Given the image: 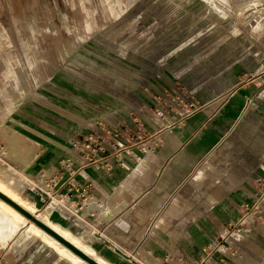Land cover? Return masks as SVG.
Here are the masks:
<instances>
[{
    "label": "rangeland",
    "instance_id": "1",
    "mask_svg": "<svg viewBox=\"0 0 264 264\" xmlns=\"http://www.w3.org/2000/svg\"><path fill=\"white\" fill-rule=\"evenodd\" d=\"M209 49L252 51L260 57L244 59L246 69L240 67L234 69L235 72L224 67L237 59L218 61L221 65L208 69H196L192 76L186 75L187 71L181 72L198 61L188 58L194 51ZM29 61H33L32 67ZM254 62L257 64L252 67ZM163 66L166 69H162ZM181 74L186 75L185 79L180 78ZM213 76L214 81H210ZM150 80L192 86V90L179 89L173 98V103L182 109L181 115L184 110L193 109L186 106L191 96L208 94L209 87L214 84L239 85L243 82L242 93L255 89L251 98L258 99L255 106L262 114L261 129L264 131V0H0V89L11 98H22L23 104L16 112H30L31 119L38 124L32 128L20 120L15 124L7 117L0 126V140L8 150L7 161L16 166L18 163L19 170L37 159V149L69 148L72 136L93 128V100L110 99V88L112 92L124 94L126 84L138 88ZM131 93L135 97L137 92ZM169 99L165 98L171 107L173 103ZM24 131L35 132L38 138L33 139V143L24 138ZM9 135L21 136L23 140H14L13 136L11 139ZM142 137L143 134L134 141ZM24 144L35 151L29 154ZM136 146L137 150H130L135 163L129 174L148 185L158 171L155 155L144 142ZM161 154L165 155L166 151ZM5 167L0 166V184L14 191L28 211L40 214L39 220L57 222L69 229L71 235L93 248L106 262H152L147 249L137 247L129 258L125 253L133 250L114 252L106 240L97 239L94 233L102 227L99 223L113 221L109 215L120 216L129 205L127 198L122 197L116 204L106 203L105 211L97 220L95 215L84 218L85 232L50 206L43 207L36 199L29 198L28 191H24L26 185L22 175ZM250 174L248 183L254 184L250 188L251 197L239 203L237 218L228 221L223 232L213 239L222 241L223 247H227L222 250L227 264H264V152ZM116 193L122 195L123 190L118 188ZM92 198L97 204L99 197L92 193L84 201L83 210ZM91 204L90 210L94 205ZM176 204L184 209L178 202ZM84 212L87 211L82 215ZM103 213L107 218L100 217ZM130 216L133 224L129 234H133L135 225L141 221V213L134 209ZM120 217L121 229L127 221L122 215ZM115 225L112 223L108 228ZM29 233L28 240L19 246L17 234L0 246V264H75L35 232ZM95 240L105 243L109 250L106 247L99 251L93 246Z\"/></svg>",
    "mask_w": 264,
    "mask_h": 264
},
{
    "label": "crops",
    "instance_id": "2",
    "mask_svg": "<svg viewBox=\"0 0 264 264\" xmlns=\"http://www.w3.org/2000/svg\"><path fill=\"white\" fill-rule=\"evenodd\" d=\"M259 57V54L252 51L199 50L188 57L198 61L191 63L181 72L187 71L186 75L192 76L196 69H208L221 65L218 61L237 59L238 61L228 65L224 63L225 70L235 72L234 69L245 68L244 59L255 60ZM256 64L252 63V67ZM29 65L32 67L33 61H29ZM162 69L166 67L163 66ZM4 74L6 75L5 72ZM186 75L181 74L180 78ZM214 79L215 76L210 78V81ZM208 81L206 80L207 83ZM236 84L222 86L214 84L209 87L208 94H195L192 97L198 106L183 115L179 105L171 104V109L181 115L178 118L172 117L167 111L164 112L166 114L164 119L156 116L153 110L154 98L160 96L164 101L165 98H174L179 89L186 87L192 90L190 84L150 80L136 88L130 83L126 84L124 94L112 92L113 88H110L108 90L110 99L93 100L95 101L91 105L94 112L93 127L97 122L104 123V120L112 125L121 123L131 115H138L144 125L140 141L131 140L128 134H125L126 139H129L126 142L127 146L116 148L118 157H111L112 171L106 172L97 166H88L82 171L84 173L82 180H90L93 194L99 197L97 204L95 198L90 200L94 204L93 207L97 208V212L94 213L95 220L105 211L106 203L116 204L122 197L129 201V205L125 208L124 205V210L119 213L127 221V225L119 231H115L120 228L118 224L121 217L118 215L108 216L109 219H113L111 223H99L102 227L100 226L98 230L107 236L110 242L125 251H134L141 247L157 256L170 254L176 257L181 251L188 254L195 252L201 245L221 234L228 221L237 218L239 203L248 200L252 195L250 188L254 184L250 185L248 179L251 178V169L253 171L264 152V131L261 129L262 114L255 106L258 99L251 98L255 89L242 93L245 84L243 82ZM131 91L137 92L135 97ZM22 104V98H11L0 89V126H3L7 117H11L15 124L20 120L32 128L38 127L37 122L31 119L30 112L28 114L16 112ZM24 132L27 135L22 134L24 138L33 143V139L38 138L35 132ZM14 135H12L14 140H23L21 136ZM139 142L146 143L149 148L156 144L152 150L158 171L148 185L129 174L135 163L129 151L137 150L136 145ZM24 146L27 147L29 154L35 151L28 144ZM37 150L38 157L34 162H30L28 166L20 165L31 176L38 172H50L63 156V149ZM162 151H166L163 156ZM126 162L131 165L128 166ZM134 170L132 168V172ZM118 188L123 190L122 195L116 193ZM27 194L40 204L37 195L29 191ZM176 202L184 209L179 208ZM134 209L141 213V221L135 225V232L129 234L133 224L130 212ZM9 212L0 205V246L5 245L15 234L19 235L17 242L19 246L31 236L30 226L28 224L18 226V221ZM102 216L106 217L104 213L100 217ZM54 223L60 231L72 233L57 222ZM112 223L116 225L108 228ZM37 235L63 254L53 242L54 239H49L43 233ZM92 243L99 251H104L107 247L99 240ZM64 256L71 263H75Z\"/></svg>",
    "mask_w": 264,
    "mask_h": 264
},
{
    "label": "built area",
    "instance_id": "3",
    "mask_svg": "<svg viewBox=\"0 0 264 264\" xmlns=\"http://www.w3.org/2000/svg\"><path fill=\"white\" fill-rule=\"evenodd\" d=\"M154 101V114L159 118H165V111L169 112L174 118L180 116L177 111L171 109L169 104L167 105V102L162 97L157 96L154 98ZM169 101L173 103V97ZM186 106L195 108L198 106V103L191 96ZM184 112L188 111L184 110ZM143 126V122L139 119L138 115H131L123 119V122L113 125L105 120L104 123L97 122L95 127L89 129L84 134L72 136L69 140V148L63 149V156L50 172H38L32 176L28 175L25 169L19 170L17 166L11 165L7 161L5 157V142L0 140V166L6 165L7 167L4 169L22 175L26 185L24 191L37 195L38 201L40 204H43V207L50 206L51 210L58 212L63 219L70 220L75 225H78L79 228H82L83 231L87 232L85 229L86 224L83 223L86 222L84 218L87 219L88 216H94L97 208L93 207L91 211H87L82 215L84 201L93 193L91 181L82 180L84 174L82 171L88 166H97L106 172L112 171L113 162L111 161V157H118L116 148L126 147V142L129 139L139 138L142 135V131H144ZM125 134H128L129 139H126ZM72 203H74V206H72ZM96 231L94 233L97 234V239L106 240L110 244L109 248L112 251L121 250L107 240L102 232ZM81 233L83 232L81 231ZM223 246L222 241L212 240L201 245L193 253L188 254L181 251L176 257L170 254L157 256L150 253L152 262L149 263L227 264L224 258L225 254L222 251L223 249L226 250L227 247ZM134 253L135 251H132V253H125V255L133 257L132 254Z\"/></svg>",
    "mask_w": 264,
    "mask_h": 264
},
{
    "label": "bare ground",
    "instance_id": "4",
    "mask_svg": "<svg viewBox=\"0 0 264 264\" xmlns=\"http://www.w3.org/2000/svg\"><path fill=\"white\" fill-rule=\"evenodd\" d=\"M153 147H154V145H153ZM153 147H152V149H153ZM0 193H2L3 195H5L6 197H8L10 200H12L13 202H15L17 205H19L23 209L27 210V207H26L27 205L24 202H22L20 199H18L19 196L14 191L11 192V191H9L7 189L6 186H3V185L0 184ZM0 205L3 206V207H5V209H8L10 211L9 213H11L13 215V217L15 218V220L18 221L17 222L18 226H20V225L22 226V225H27L28 224L30 226V231H32L33 233L34 232L36 234L37 233H43L49 239H54L53 242L56 244V246L62 251V253L64 255H66L73 262L78 263V264H90L88 261H86L85 259H83L82 257H80L78 254H76L74 251H72L68 246H66L64 243H62L61 241H59L58 239H56L54 236H52L51 234H49L47 231H45L39 225H37L36 223L28 220L25 217L26 215H24L22 212H20L15 206H13L10 202H8L7 200H5L1 196H0ZM91 205H92L91 203H89L88 205H86L83 211H88V209L91 207ZM84 213H86V212H84ZM34 216L36 218L41 217V215L38 214L37 212L34 214ZM43 222L45 224H47L50 228H52L54 231H56L58 234H60L63 238H65L66 240H68L69 242H71L72 244H74L75 246H77L80 250H82L83 252H85L87 255H89L90 257H92L99 264H112V263H109V262L104 261V259L101 256H99L96 253V251L93 248H91L90 246H88V245L86 246V245H83L82 243L78 242V240L75 237H73L69 232L60 231V229L56 225L51 224L48 220H45ZM119 227H120V225H119ZM118 230H120V228ZM55 240H56V242H55Z\"/></svg>",
    "mask_w": 264,
    "mask_h": 264
},
{
    "label": "water",
    "instance_id": "5",
    "mask_svg": "<svg viewBox=\"0 0 264 264\" xmlns=\"http://www.w3.org/2000/svg\"><path fill=\"white\" fill-rule=\"evenodd\" d=\"M0 196L10 202L13 206H15L20 212H22L24 215H26L29 219H31L34 223L39 225L41 228H43L45 231H47L49 234L54 236L56 239L64 243L66 246H68L72 251H74L76 254H78L80 257L88 261L90 264H99L96 260H94L92 257L87 255L85 252L80 250L77 246L63 238L60 234H58L56 231H54L52 228H50L47 224H45L43 221L39 220L35 216H33L31 213H29L27 210L23 209L19 205H17L15 202L10 200L8 197L0 193Z\"/></svg>",
    "mask_w": 264,
    "mask_h": 264
}]
</instances>
